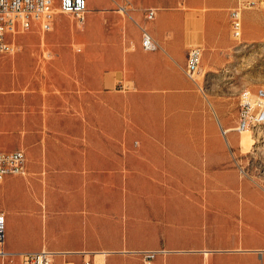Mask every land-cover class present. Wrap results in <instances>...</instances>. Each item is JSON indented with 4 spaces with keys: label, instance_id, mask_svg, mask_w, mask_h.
<instances>
[{
    "label": "crops",
    "instance_id": "1",
    "mask_svg": "<svg viewBox=\"0 0 264 264\" xmlns=\"http://www.w3.org/2000/svg\"><path fill=\"white\" fill-rule=\"evenodd\" d=\"M86 1L84 26L106 10L108 42L85 43L78 56L82 64L107 63L108 70L71 75L93 81L91 88L76 89L75 113H68L67 88H61L54 101L47 91V113H58V118L47 117V143L30 145L27 152L20 147L25 172L0 179L6 250L0 264H20V252L41 247L64 251L55 253V259L67 258L73 264H83L85 258L94 262L101 258L102 264H186L181 256L160 254L176 249H202L204 258L213 261L220 255L212 247L222 241L213 232L211 215L222 207L215 208L211 197L228 193L236 201L237 187L242 198L244 192L259 197L260 190L249 184L210 182L212 154H226L225 139L215 131L202 88L187 77L184 64L190 44L201 47L199 72L228 62L229 50L237 42L230 9L244 0ZM148 7L154 8L151 18L145 17ZM141 27L154 39V48L142 47ZM59 79L68 75L61 73ZM105 79L109 86L118 85L114 89L120 95L132 94L121 81L132 82L140 95L138 120H132V106L125 98L116 102L115 91L107 89L108 98L101 101L97 87ZM153 96L169 97L160 107L171 110L175 104L174 112L190 114L189 119L155 121ZM189 173L197 181L179 183V177ZM238 201L241 208L248 203ZM236 206L237 202L230 214H235ZM231 236L233 243L243 239V234ZM145 248L159 250L147 263L129 257ZM258 251L264 264L262 249L246 251L250 264H260ZM201 258L196 253L191 262Z\"/></svg>",
    "mask_w": 264,
    "mask_h": 264
},
{
    "label": "rangeland",
    "instance_id": "2",
    "mask_svg": "<svg viewBox=\"0 0 264 264\" xmlns=\"http://www.w3.org/2000/svg\"><path fill=\"white\" fill-rule=\"evenodd\" d=\"M57 2L58 0H54V3ZM238 8L241 32L239 36H234L237 42L229 50L228 62L219 68L203 67L204 72H199L196 78L202 88L200 93L203 105L212 116L214 129L225 139L226 154H220L219 151L212 154L210 182L253 185L260 190V196L244 192L246 196L242 198L240 195L243 194L238 187L236 191L239 196L236 201L228 193L214 194L211 202L215 208L222 207V210L218 212L214 209L212 212V224H215L213 232L218 235L216 238L222 244L213 245L211 251L220 256L210 261L204 258L205 252L202 249H176L170 253L160 251L162 257L169 254L181 256L186 264L193 263L191 259L196 253H200L202 258L193 264H235L242 260L244 264H250L246 251L264 250V119L242 129L235 127L240 109L245 104L249 103L250 111L256 110L259 105L264 107V94H258L259 89L264 90V0H244ZM56 9L53 5L49 28L42 27V16L33 18L29 26L18 27L8 33L12 50L0 51V148L22 147L27 152L30 145L47 143V117L53 114V118H58V113H47V91L53 93L54 101L60 89L67 88L68 113H75L76 89L91 88L89 84L93 81L76 80L70 78L75 77L71 75L79 71L108 70L107 63L82 64L78 56L79 52L85 50V43L91 46L108 42L106 10L101 15L94 16L89 25L84 26V19L79 20L70 13ZM244 9H249V13L244 14ZM86 13L88 11L84 13L85 16ZM86 50L93 51L92 48ZM94 50L106 51L101 48ZM100 59L103 57L100 56ZM119 68L121 71L125 70L123 65ZM61 73L67 74L68 79H59ZM99 82L97 89L101 93V101H106L107 89L114 92L118 85L109 86L107 79ZM121 82L132 94L120 95L115 91L113 97L116 102L125 98L131 103L132 120H138L142 114L140 95L135 93L131 81ZM168 98L151 97L155 121L163 123L172 119L182 123L185 118L189 119L190 114L174 112L177 107L175 104H172L171 110H163L160 105ZM247 131L252 137L251 142L245 137ZM179 178V183L185 184H192L198 179L190 173ZM241 199H245L249 206L244 201L241 208L238 201ZM236 202L237 210L235 214H230ZM233 233L243 234L242 241L233 243ZM257 242H260L257 246L260 249H255L254 244ZM234 247L245 252L243 255L236 253L232 249ZM144 250H153V254L146 256ZM158 250L145 248L133 251L129 257L138 263H147V259L153 258ZM258 253L261 264V252ZM52 257V264L61 263L62 259L57 261L54 255ZM88 259L92 261L91 258ZM6 260L9 261L10 258L7 257ZM95 263L101 264V258L95 259Z\"/></svg>",
    "mask_w": 264,
    "mask_h": 264
},
{
    "label": "built area",
    "instance_id": "3",
    "mask_svg": "<svg viewBox=\"0 0 264 264\" xmlns=\"http://www.w3.org/2000/svg\"><path fill=\"white\" fill-rule=\"evenodd\" d=\"M53 5L57 11L66 12L74 15L79 20L83 19L85 11L88 9L86 0H0V51L12 50V41L8 38V33L15 29L29 26L31 20L42 16V27L50 26V14ZM240 11L238 7L230 9V25L233 36H239ZM154 15V8L148 7L145 17L151 18ZM141 45L143 48L151 49L155 47V41L150 33L141 27ZM201 47L199 44H190L186 51L184 72L196 82L200 88L196 75L200 71ZM259 95L264 94L263 89H259ZM249 103L240 109L239 119L236 128H244L264 119V107L258 106L254 111H250ZM25 172V154L20 147L4 149L0 148V179L7 174H17ZM5 216L0 209V254L6 253L2 246L4 237ZM64 251H56L41 247L35 250H25L20 252V264H52L53 255ZM146 256L153 254V250H144ZM60 264H73L70 259L63 258ZM83 264H96L88 258L83 259ZM100 264V263H97ZM102 264V263H101Z\"/></svg>",
    "mask_w": 264,
    "mask_h": 264
},
{
    "label": "bare ground",
    "instance_id": "4",
    "mask_svg": "<svg viewBox=\"0 0 264 264\" xmlns=\"http://www.w3.org/2000/svg\"><path fill=\"white\" fill-rule=\"evenodd\" d=\"M56 10H57V9H56ZM56 10H54V11H56ZM248 132H249V131H247V134L245 133V137L248 138V139H247L248 142H251L252 137L250 136V134H249Z\"/></svg>",
    "mask_w": 264,
    "mask_h": 264
}]
</instances>
